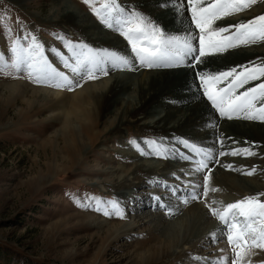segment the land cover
<instances>
[{"label":"rangeland","instance_id":"obj_1","mask_svg":"<svg viewBox=\"0 0 264 264\" xmlns=\"http://www.w3.org/2000/svg\"><path fill=\"white\" fill-rule=\"evenodd\" d=\"M117 2L126 8L134 7L142 12L132 0L131 2L117 0ZM66 3L86 14L90 21L103 31L115 35L121 41L119 45L126 47V56L131 58L130 47L123 37L100 24L83 0H59L58 2L53 0H0V54H3L5 59H10L13 40L28 34L35 35L44 45L46 55L53 66L71 75L63 67L60 57L56 54L59 52L61 55H69L63 41L57 37H63L64 40L72 42H83L93 48L96 46L91 38L80 29L56 22L59 17H54V8L58 4L64 6ZM262 14H264V0H256L251 8L216 21L214 27L246 22ZM188 22L190 24V18ZM118 48L111 45L109 49L117 52ZM225 55V58L234 59V63L223 60L224 66L222 67L211 65L217 58L215 56L208 58L210 67L203 68L214 71L249 62L260 64L264 62V41L229 49L222 54V56ZM183 68L185 67L153 69V71H174ZM193 71L192 69V75ZM123 72L134 73L135 71H110L108 76L82 82V87L103 80L108 82L113 73L123 74ZM13 75L14 73L9 72L0 73V264H129L134 245L146 238L145 232L148 227L154 225L149 222L150 219L146 218L142 225H138V228L135 225L138 216L151 215L157 223V218L162 213L166 220L162 222V225L164 224L165 230L171 231L176 222L181 221L179 217H183L186 211L184 209L189 206L188 203L180 204L174 197H170L164 190L165 185L177 187L180 193H184L190 190L189 182L196 180L201 185L203 183L202 174L194 171L196 168L194 161L182 160L174 154L183 152L191 155L187 149L175 142L178 139L186 138L206 149H210L206 144H211L210 150L213 154L217 149L229 153L219 157L220 164L214 167L209 164L212 172L208 195L194 201L206 213L205 202L212 204L213 207L222 208L227 203L249 195L264 193V140L238 135L233 130H229L230 127H221L222 123L228 124L230 121L221 120L214 112L210 116L212 123L215 121L216 123L214 126L211 125L213 139L209 143L197 135L202 134V130H197L199 132L197 134L180 129L163 132L144 124L126 126L120 130V133L114 132L105 137L101 136L89 143L86 136L81 133L79 124L75 123L71 130L75 131V134L78 131L76 135L80 136V140L77 139V141L83 142L75 155L68 151L70 147L72 151L74 149L70 130L63 129L64 116H61L63 110L59 108L63 106L50 108L46 104L55 100L54 95L45 93V98H42L41 102L39 98L31 103L28 96L15 94L5 85L21 82L32 88L67 94H73L82 87L69 92L55 86H39L27 79L13 78ZM196 83L194 80L195 85ZM254 83L256 82H252ZM252 84L245 87H250ZM198 93L201 96V93ZM167 103L177 108L183 105L177 100ZM239 120L243 121V119H233L231 122ZM258 123L264 125V123ZM105 128V123H99L98 129L105 130ZM146 141H156L162 144L167 149V158H158L154 154L148 155L149 149ZM244 147L251 148L256 155H230L232 149ZM139 149H143L145 154H141ZM233 159L238 162L234 163ZM142 163L146 165L135 169ZM221 164H232L233 167L240 165L245 172L254 166L256 171L252 175H246L245 172L240 175L236 169H227L221 167ZM217 168L224 172H231L237 177L248 178L256 184L257 188L253 184V187H250L251 183L243 184L245 187L232 184L230 186L239 190H230L233 197L226 192L212 191L215 189L213 181ZM122 169H129L130 178L132 179V176L135 178L127 184L134 185L141 182L144 187L140 189H135V186L129 189L125 186L119 187L118 185L125 176L120 178L121 174L116 170ZM145 170L149 172L145 173ZM141 191L144 193H140ZM147 196L151 200L153 196L165 197L167 200L165 203L169 204L173 210H177L173 215H165L164 211L159 210L157 206L150 207L148 200L147 205L137 211V206H141L143 199ZM90 198L118 201L126 212L125 218H109L96 213L85 204V201ZM148 209L150 210L147 211ZM88 218L92 220L88 222L89 225H86ZM210 218L212 222H215L216 227L208 231L212 234H219L217 231H220L219 237L215 238L216 243H213L215 247H211L210 243L201 245L197 251L194 250L189 261H184V264H205V262L213 264L221 256L226 255L221 251L223 248L227 249L226 252L231 251L227 244L226 234L223 232V225L215 218ZM183 220L189 223L186 215ZM97 222L119 223L121 224L120 232L123 231V233L105 237L104 230L97 229ZM132 226L137 228L124 233ZM189 242L194 243L195 241L191 239ZM219 251L223 254L216 257ZM263 258L264 255L259 254L249 261L250 264H264ZM227 262L230 260L228 259Z\"/></svg>","mask_w":264,"mask_h":264},{"label":"snow or ice","instance_id":"obj_2","mask_svg":"<svg viewBox=\"0 0 264 264\" xmlns=\"http://www.w3.org/2000/svg\"><path fill=\"white\" fill-rule=\"evenodd\" d=\"M170 2L178 14L184 11L188 13L191 27L186 30V34H170L142 12L134 7L126 8L117 0H83L100 24L123 37L130 47L131 58L106 48H93L83 42H72L57 37L63 41L69 54L65 56L56 53L63 67L71 74L68 75L53 66L46 55L44 45L35 35L28 34L12 41L10 59H5V56L0 54V73H14L13 78L27 79L39 86H55L71 92L82 87V82L108 76L110 71L138 72L141 69L189 67L194 70L196 89L201 93V98L210 112H214L221 120L243 119L264 123V62L231 65L226 69L214 71L205 68L197 70L200 65L210 67L209 57L220 56L229 49L264 41V14L246 22L214 27L216 21L251 8L256 0ZM164 6L162 3L161 7ZM250 84L252 86L245 87ZM175 142L187 149L191 155L183 152L174 154L182 160L194 161V171L202 174L203 183L201 185L196 181L189 182L190 190L184 193H180L177 187L165 185V192L180 204L206 197L210 190L209 180L212 172L209 164L213 167L220 164L219 157L229 153L217 149L213 154L210 149L199 147L186 138ZM217 142L219 143V139ZM145 143L148 145V155L167 158V149L162 144L156 141ZM139 150L141 154H145L143 149ZM230 155L255 156L256 152L249 147L234 148ZM221 167L232 169L233 166L221 164ZM255 171L253 166L245 174L252 175ZM261 197H264V193L249 195L227 203L222 208L205 202L209 215L223 225V232L232 254L228 264H250L248 258L256 254L255 250L264 253V199ZM152 199L165 215L174 214L173 208L165 203L161 196H153ZM85 204L105 217L124 219L126 215L118 201L90 198ZM211 242L216 243L215 233ZM213 264H226V257L221 256Z\"/></svg>","mask_w":264,"mask_h":264},{"label":"bare ground","instance_id":"obj_3","mask_svg":"<svg viewBox=\"0 0 264 264\" xmlns=\"http://www.w3.org/2000/svg\"><path fill=\"white\" fill-rule=\"evenodd\" d=\"M53 1L58 2L59 0ZM132 1L136 3L137 7L146 16H149L150 19L154 20L170 34L183 35L186 34V30L191 27L188 22V13L184 11L178 14L172 7L170 0ZM162 3L165 5L164 7H161ZM57 16L59 18H57ZM54 17L58 19L56 22H61L63 25H71L80 29L81 32H84V34L91 38L96 48H106L110 50V46L114 45L115 48L119 47L117 50L118 54L127 55L126 47L124 45H119L121 41L118 40L115 35L100 29L96 24L90 21L86 14L76 10V8L74 9L69 3H66L64 6L58 4V6L54 8ZM225 57L226 55L217 56L211 65L222 67L224 66L222 63L223 60H229L230 63H234V59ZM207 66L209 65H201L199 68H206ZM5 86H8L7 88L15 94L28 96L31 103L36 102L39 98L41 102V99L45 98V93L53 94L55 100L49 101L46 104H48L50 108L63 106L59 107L60 110H63L61 112V114H63L61 116H64L63 129L70 130L72 136L71 143L74 149V151H72V147H70L68 151L75 155L83 143L77 141V139L80 140V136L76 135L78 131L75 134V131L73 132V130H71L75 123L79 124L81 133L86 136L89 143L101 136L105 137L114 132L120 133V130L126 126L140 124L149 125L163 132L180 129L197 134L199 130H202V134L197 135L203 138L206 143H209L213 139V128L211 125L214 126L216 121L212 123L210 116L212 112L209 111L205 102L201 99L196 85L194 84L192 69L189 67L174 71H146L141 69L134 73H113L108 82L103 80L97 83L87 84L73 94L55 93L48 90L32 88L21 82H15ZM173 100H177L183 103V105L177 108L167 103L173 102ZM243 121H230L228 124L222 123L221 127H230L229 130H233V132L238 135L264 140L263 124ZM99 123H105V130L98 129ZM206 145L210 147V149L212 148L211 144ZM233 161L235 163L237 160L233 159ZM144 165L146 164L142 163V165H137L135 169L143 168ZM232 168L236 169L240 175L245 172L240 165L239 167L234 166ZM128 171L129 169L116 170V172L121 174L120 178L125 176L118 186H125L127 189H129V187L132 188V186H135V189L143 188L144 185L141 184V182L134 185L127 184L131 180H135L133 176L132 179L130 178ZM147 172L149 171L145 170V173ZM215 174L216 176L213 181V183H215V192H226V194L229 193L232 196L230 190L239 191L230 186L232 184L237 187H245L243 184L251 183L250 187H253L252 184L256 187V184L250 179L241 178L240 176L237 177L228 171L224 172L217 168L215 169ZM140 193L144 192L141 191ZM132 198L134 199L135 197ZM163 199L164 202L167 201L165 197ZM148 200L151 204L150 207L155 208L157 206V203L147 196L143 199L141 206H137L136 210L138 211V209L147 205ZM187 205L189 206L184 209L186 211L183 217H179L181 221L176 222L173 228L170 227L171 231L164 229L165 226L164 224L162 225V222L166 220L162 213L157 218V223L154 222L155 220H153L154 218L151 215H145V217L136 216V226L142 225L146 218L150 219L149 222L154 225L151 227L149 226L148 230L145 232L147 237L134 245V251L129 257V264H184V261H189L191 259L190 257H192L191 254H193L194 250L197 251L201 245L210 243L211 247H215L211 242L213 234L208 230H212L213 227H216V224L211 221L208 210L206 213L204 209L194 201H189ZM149 210L150 209L147 211ZM176 210L177 209H174V212ZM185 215L189 218V223L183 220ZM91 220L92 219L89 220V218L86 219L85 224L89 225L90 223L88 222ZM120 226L121 224L119 223L97 222V229H101L99 231L104 230L103 233L105 237L116 236L119 233H123V231L120 232ZM135 227H129L124 233L130 232V230L134 231ZM206 232L208 233L204 235ZM217 232H219V234H215V238L220 235V231L218 230ZM191 239H194L195 242L190 243L189 241ZM226 251L227 249L223 248V252L226 253L224 257H226L227 264V260L231 259L232 254L231 251ZM221 253L222 252L219 251L216 257L219 255L221 256ZM255 253L256 254L251 255L248 259L253 260L256 258V255H264V253L259 250H255Z\"/></svg>","mask_w":264,"mask_h":264}]
</instances>
